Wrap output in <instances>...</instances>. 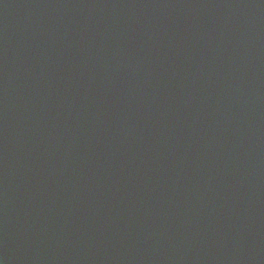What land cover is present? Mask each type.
Masks as SVG:
<instances>
[{"label":"water","instance_id":"1","mask_svg":"<svg viewBox=\"0 0 264 264\" xmlns=\"http://www.w3.org/2000/svg\"><path fill=\"white\" fill-rule=\"evenodd\" d=\"M0 264H264V0H0Z\"/></svg>","mask_w":264,"mask_h":264}]
</instances>
